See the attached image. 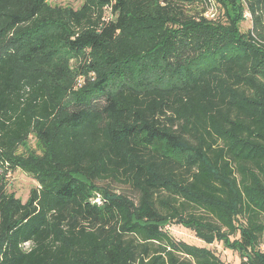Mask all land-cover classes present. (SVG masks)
<instances>
[{
  "label": "trees",
  "instance_id": "obj_1",
  "mask_svg": "<svg viewBox=\"0 0 264 264\" xmlns=\"http://www.w3.org/2000/svg\"><path fill=\"white\" fill-rule=\"evenodd\" d=\"M220 245L264 264V0H0V264Z\"/></svg>",
  "mask_w": 264,
  "mask_h": 264
},
{
  "label": "rangeland",
  "instance_id": "obj_2",
  "mask_svg": "<svg viewBox=\"0 0 264 264\" xmlns=\"http://www.w3.org/2000/svg\"><path fill=\"white\" fill-rule=\"evenodd\" d=\"M69 0H66V2H68ZM248 12H246L244 14V17L246 18V20H248L247 18H249L248 16ZM244 20V22L242 23V26H248V22ZM7 183H8V190L11 193H15L18 197H20L22 200H26L28 195H29V191L31 189L32 186H34L35 181L33 180V178H31V176H29L27 173H25L22 170H17L16 172L10 174L7 176ZM126 189V188H123ZM129 195L134 196V193L132 191L129 190H125ZM175 234H177L178 236H180L181 238H184L188 241L191 242H196L197 240L194 238L193 234L183 228V227H175L173 228ZM218 250L222 251L223 256H226V259L229 261L230 264H238L240 261V258L238 256L237 253L230 251V250H226L224 247H222L221 245L217 247ZM224 256V257H225Z\"/></svg>",
  "mask_w": 264,
  "mask_h": 264
},
{
  "label": "built area",
  "instance_id": "obj_3",
  "mask_svg": "<svg viewBox=\"0 0 264 264\" xmlns=\"http://www.w3.org/2000/svg\"><path fill=\"white\" fill-rule=\"evenodd\" d=\"M212 12H213V9L211 8L208 12H207V15H210V14H212ZM248 16H249V14H248ZM169 227V226H168ZM29 245V243L27 242V243H25V246H28Z\"/></svg>",
  "mask_w": 264,
  "mask_h": 264
}]
</instances>
